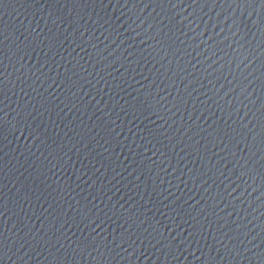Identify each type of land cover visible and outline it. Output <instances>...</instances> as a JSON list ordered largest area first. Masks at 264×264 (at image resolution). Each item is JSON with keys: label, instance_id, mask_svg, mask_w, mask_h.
<instances>
[{"label": "water", "instance_id": "water-1", "mask_svg": "<svg viewBox=\"0 0 264 264\" xmlns=\"http://www.w3.org/2000/svg\"><path fill=\"white\" fill-rule=\"evenodd\" d=\"M0 201L264 264V0H0Z\"/></svg>", "mask_w": 264, "mask_h": 264}]
</instances>
